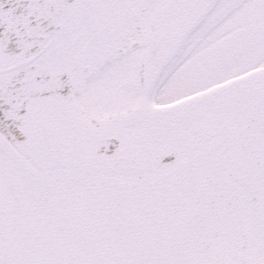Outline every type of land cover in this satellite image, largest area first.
<instances>
[{"label": "snow or ice", "instance_id": "6c2138e0", "mask_svg": "<svg viewBox=\"0 0 264 264\" xmlns=\"http://www.w3.org/2000/svg\"><path fill=\"white\" fill-rule=\"evenodd\" d=\"M0 264H264V0H0Z\"/></svg>", "mask_w": 264, "mask_h": 264}]
</instances>
